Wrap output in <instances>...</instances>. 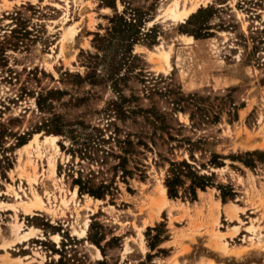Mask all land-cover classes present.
<instances>
[{
	"label": "rangeland",
	"instance_id": "rangeland-1",
	"mask_svg": "<svg viewBox=\"0 0 264 264\" xmlns=\"http://www.w3.org/2000/svg\"><path fill=\"white\" fill-rule=\"evenodd\" d=\"M124 1L139 11L141 31L148 35L134 45L138 60L132 75L120 82L127 100L120 102L110 83L90 84L76 76L85 74L80 53L94 52L93 34H102L115 13L106 6L110 0H0V126L11 134L5 147L15 144L13 135L26 134L29 144L26 150L24 144L8 152L10 166L0 168V203H5L0 204V264L56 262L62 242L69 256L83 259L80 264L94 263L103 255L87 240L90 231L104 235L100 246L109 264H264V156L253 158L252 169L229 158L221 168L206 167L202 173L214 174V186L197 190L195 201L168 198L171 202L161 206L157 196L168 161L189 160L188 141L195 143L191 152L197 165L207 163L211 153L264 152V0H205L198 9L206 13L193 30L200 22L206 27L191 42L181 37L189 36L182 33L187 19L174 22L165 12L175 0ZM115 6L123 11L119 0ZM70 26L76 33L64 38ZM12 30L24 38L19 42L21 34ZM163 51L169 54L168 67L159 57ZM49 91L61 94L52 96L49 113L40 112L35 97ZM113 101L126 115L105 116ZM50 113L65 122L99 127L106 135L129 134L139 143L127 166L131 178H116L117 190L105 200L79 195L72 184L77 171L83 170L84 178L95 172L97 183L105 174L104 179L112 176L113 161L107 160L103 174H97L95 161L71 158L67 140L62 149L57 138L60 152L44 143L47 134L36 129L51 119ZM36 134L37 142H31ZM50 158L55 174L49 170ZM25 169L35 178L31 184L22 175ZM217 186L226 195L232 192V198L222 202ZM32 192L45 205L27 216L23 203ZM214 198L228 204L222 216ZM232 205L237 218L229 217ZM14 225L20 232H14ZM234 226L238 230L232 234ZM29 228L38 231L23 241ZM223 242L226 254L219 249Z\"/></svg>",
	"mask_w": 264,
	"mask_h": 264
},
{
	"label": "trees",
	"instance_id": "trees-1",
	"mask_svg": "<svg viewBox=\"0 0 264 264\" xmlns=\"http://www.w3.org/2000/svg\"><path fill=\"white\" fill-rule=\"evenodd\" d=\"M110 1V5L107 4L106 6L110 7L115 13L107 18L108 24L104 28L102 34L98 32L93 34L92 47L94 52L80 53V63L85 69V74L83 77L76 76L81 81L89 82L90 84L110 83L111 88L118 94L119 101L121 102L127 100L125 97L121 96L122 91L120 82L127 80V78L132 75L133 63L135 60H138V56L133 54L134 45L140 41L141 36L146 37L148 31L145 33L141 31L140 26L142 23L140 13L136 9L131 8L129 2L119 0L123 5V11L118 13L115 6L116 0ZM205 13L206 10L200 8L196 13L190 15L183 24L185 28H183L184 30L182 33L195 38L200 37L201 31L206 27L205 23H199L197 21L199 23L197 30H193L195 27L193 25L196 23L199 16H202ZM191 26L193 27L191 28ZM19 31H22V28H20ZM11 33L21 34L19 42L20 39L24 38V34L22 35V33L17 30H12ZM16 45H18V43ZM57 94H61V92L49 91L46 93H39L35 97L38 110L40 112L49 113L48 111L52 108L51 98L53 95ZM112 113L116 115V117L126 115L121 111L120 103L116 101L109 103L104 110L106 117H109ZM111 122L112 121L110 120L109 123L111 124ZM41 131L47 135L60 137L62 140L59 142V146L62 149H64L63 142L67 140L70 145V147L67 148V152L73 160L78 157L80 162L84 161V159L95 161L100 167V171H98L97 174H103L104 167L108 165L107 160L110 159L113 161V164L109 166V169L112 171V176L109 179H104L107 175L105 174L102 176V180H99L97 183L94 182V179L96 178L95 172H90V174L84 178L82 176L83 170H78V176L72 180V184L78 188L79 195L87 194L94 199L105 200L108 195H112L114 190H117L115 188L116 178L125 182L126 178H131L133 175V172L129 170L127 166L129 158L134 152V147L139 143L135 144L131 140L129 134L125 135L123 138H120L119 134L117 132L115 133V131L110 132V135H106L104 134V130L99 127H90L83 122H65L60 116L55 114H52L51 119L44 120L36 129L37 133H40ZM166 133L168 135V132ZM7 136H11V134L7 132L3 125L0 126V168H3V170H6V168H9L10 166V157L7 153L12 151L13 148H18L27 142L25 139L26 134L13 135L16 141L15 144L5 147L4 140ZM186 144L190 147L187 149L189 160L168 161V169L163 184L166 188V194L169 199L176 200L188 198L190 201H195L197 190L205 191L206 188L213 187L212 177L214 174L210 173L208 175L202 173L203 170H207L206 167L221 168L224 166L223 161L229 158L231 161L242 163L245 167L252 169L254 168L255 161L253 158L262 156L260 158L262 159L264 156V152L258 150L246 152L243 156L230 155L222 157L218 154L211 153L207 163L197 165L196 158L193 152H191L195 143L188 141ZM142 145L147 147V144ZM98 153H101L102 157L95 158ZM78 164L80 165L81 163ZM217 188L221 193L222 202H225L228 196H231L232 198V192H229V195H226L222 186H217ZM104 239L103 234L89 232L87 240L91 242V244L97 246L103 255V259L90 264H109L104 257L103 248L100 246ZM66 241L71 242L74 241V239L71 240L68 238ZM59 250L60 251L57 250V254L59 255L58 260L56 262L53 260L49 264L83 263V259H77L75 255L69 256L64 242L61 243ZM138 264L144 263L140 262Z\"/></svg>",
	"mask_w": 264,
	"mask_h": 264
},
{
	"label": "bare ground",
	"instance_id": "bare-ground-1",
	"mask_svg": "<svg viewBox=\"0 0 264 264\" xmlns=\"http://www.w3.org/2000/svg\"><path fill=\"white\" fill-rule=\"evenodd\" d=\"M183 1H184V5H183L182 8L179 7V0H175L165 10V12L168 15L171 16V18H172V20L174 22H185V20L188 19L190 15L194 14L198 10L200 4L202 2H204L205 0H183ZM189 1H190V6L185 7L186 6V3L189 2ZM67 28L68 29H67L66 33H64L65 34L64 35V38H66L67 36L74 37V35L76 33V30L74 29V27L73 26H70V27H67ZM181 37L184 38L185 40L189 41V42H191L193 40V38L191 36H185L184 35V36H181ZM159 57H160V59H162L164 61L165 65L168 67L169 66V54L167 52H164L163 51L162 53H160ZM38 138H39V134L34 135V137L31 140V142H37ZM57 138L58 137L57 136H54V135H46V136H44L43 139H44V143H51L54 146L55 150L56 151H59V147L56 144ZM28 146H29V144H26V145L22 146L21 149L22 150H24V149L26 150L28 148ZM52 158H50L48 160V166H49V170H50L51 174H55V161ZM22 175H26L27 176L26 169H25L24 172L22 171ZM27 181H28V183L31 184L33 181H35V178L34 177L27 176ZM157 196H158V200L161 203V206H163V205L166 206V205H168L171 202L168 199L167 195H166V188L163 185H160L158 187ZM61 203L64 204L65 202L62 200ZM0 204L1 205H4L5 203L1 202ZM23 204L25 206V207H23L24 208V212H25V215H27V216H31V215L34 216V215H36L35 214V211H37L39 209H42L43 205H45V203L43 202V200L41 199V197L37 193H35V192H32V196L30 197L29 201H27V202H25ZM236 210H237V206L236 205H232L230 207V212H229V215H230L229 217L230 218H237V216H236V214H237L236 213ZM214 219H215L214 221L216 223L217 222V219H218V213H216ZM87 228H88V221L85 222L84 228L80 232V236L81 237H84L86 235ZM13 230H14V232L18 233V232H20V227L17 226V225H14L13 226ZM233 230H234V233H232V234H235L237 232V230H238V227L234 226ZM36 231H38V230L35 229V228H29L27 232H25L24 234H22V237L21 238L23 239V241H27L30 238H32L31 236H33ZM224 236H225L224 233H219L218 238H224ZM52 238H54V240L57 241L59 237L56 236V235H53ZM5 247H4V249H5ZM219 249H220V251H222V253H225L226 254L228 252L227 243L223 242L222 245L219 247ZM230 254H232V253H230ZM238 254H237V256H238ZM234 256H236V255H234Z\"/></svg>",
	"mask_w": 264,
	"mask_h": 264
},
{
	"label": "crops",
	"instance_id": "crops-1",
	"mask_svg": "<svg viewBox=\"0 0 264 264\" xmlns=\"http://www.w3.org/2000/svg\"><path fill=\"white\" fill-rule=\"evenodd\" d=\"M214 203L217 205L218 204V213L219 216H222V214H225V210L228 207V204H223L220 200L217 198H214ZM240 214V213H239ZM238 214V216H239Z\"/></svg>",
	"mask_w": 264,
	"mask_h": 264
}]
</instances>
